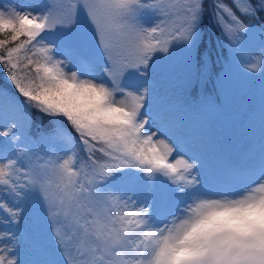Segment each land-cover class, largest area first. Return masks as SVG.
I'll use <instances>...</instances> for the list:
<instances>
[{
	"label": "snow or ice",
	"instance_id": "obj_1",
	"mask_svg": "<svg viewBox=\"0 0 264 264\" xmlns=\"http://www.w3.org/2000/svg\"><path fill=\"white\" fill-rule=\"evenodd\" d=\"M175 7L71 0L35 11L0 0V66L23 98L16 107L51 125L25 143L14 122L0 128V223L24 224L27 250L20 260L6 232L0 264H264V145L210 173L176 126L198 109L152 77L157 54L178 46L185 91L202 87L211 61L192 52L209 7L234 50L264 0ZM8 107L0 92V120Z\"/></svg>",
	"mask_w": 264,
	"mask_h": 264
},
{
	"label": "rangeland",
	"instance_id": "obj_2",
	"mask_svg": "<svg viewBox=\"0 0 264 264\" xmlns=\"http://www.w3.org/2000/svg\"><path fill=\"white\" fill-rule=\"evenodd\" d=\"M2 2L6 6L10 0H2ZM70 2L71 0H41L38 3L32 0L26 5L35 11H40L48 4L53 5L54 9H61ZM164 2L175 5L174 11H179L185 0H164ZM155 20L156 18L151 15L146 17L148 24L154 23ZM195 50L192 52L193 63H195ZM262 51H264V39L253 40L243 65L238 66L237 72L241 82L227 95L231 114L236 115V118L231 117L228 126L219 120L215 113H209L205 119L191 121L189 123L191 129L195 123L199 124L195 130L191 131L184 127L186 119L183 116L176 121V126L182 131L184 142L193 150V154L201 156L210 173H214L224 164L242 162L245 154L258 158L260 148L264 145V68H261L259 63ZM157 55L159 59L152 68L153 80L156 82L160 78L159 81H161L162 75L158 73L162 72L165 75L163 77L165 84L169 87V89H163V94L170 97L177 95L183 97L186 93L183 85L189 72L186 54L178 46H174L170 54L158 53ZM163 86L165 87L164 84ZM20 101L22 99L17 95H13L11 100L7 101L10 107L5 110L4 118L0 120V128L7 126L11 131V125L14 122L17 133L20 127L25 128L28 125L31 113L23 114L16 107ZM6 140L7 138L0 136V145H4ZM5 146L11 149V145ZM137 195H140V192ZM144 195L147 193L145 192ZM24 228V224L9 226L0 223V236H4L6 232L8 234L16 232L19 237L18 242L14 241V243L18 244L20 260L26 258L27 251ZM4 238L7 239L6 236ZM73 242L69 241V248L72 247Z\"/></svg>",
	"mask_w": 264,
	"mask_h": 264
},
{
	"label": "trees",
	"instance_id": "obj_3",
	"mask_svg": "<svg viewBox=\"0 0 264 264\" xmlns=\"http://www.w3.org/2000/svg\"><path fill=\"white\" fill-rule=\"evenodd\" d=\"M11 1L26 5L32 0ZM36 1L38 3L41 2V0ZM225 2L229 4L231 3L230 0H225ZM206 3L211 5L213 0H206ZM237 15L239 16L240 13L237 12ZM215 21L216 20L212 15L211 7H209L201 22V38L198 47L195 50V61L201 56H204L211 61L206 83L194 91L187 92L180 100L186 102L188 105H191L192 108L198 109V111L189 113V115L186 116L187 118H192L195 114H203L202 117L205 118L210 111H214L219 115L222 122L228 126L230 123V116L227 108L226 96L228 95V92L239 82V75L235 66L238 62H242L240 54L244 52L245 47H242L243 43L245 41H249L255 36L264 37V12H258L257 17L254 19L245 20V23L253 25L255 30L251 33L241 35V38L235 45L234 50L233 47L225 41L221 28L217 23H215ZM164 85L165 87L163 84L156 83V86L162 94L163 89H168V86L165 83ZM14 88L15 86L11 83L7 72L2 68V66H0V89L3 90V93L9 92L10 94L11 92V96L17 95L20 97L19 93ZM204 96H210L212 98V102L210 104H201L200 101L203 100ZM20 98L23 100L22 97ZM50 127L49 118L44 117L41 119L40 114L33 110L31 112L25 134L28 137H35L48 132Z\"/></svg>",
	"mask_w": 264,
	"mask_h": 264
}]
</instances>
